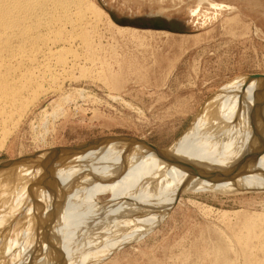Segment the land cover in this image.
I'll list each match as a JSON object with an SVG mask.
<instances>
[{"label": "rangeland", "instance_id": "obj_1", "mask_svg": "<svg viewBox=\"0 0 264 264\" xmlns=\"http://www.w3.org/2000/svg\"><path fill=\"white\" fill-rule=\"evenodd\" d=\"M93 1L107 15L112 12L118 18L160 17L180 23L185 31L173 33L116 25L113 21L111 27L102 17L94 65H88L85 74L75 72V76L64 82L58 95L41 99L13 132L7 146L0 149V164L37 159L35 162L44 161L48 167L49 159L58 150L64 154L84 146L82 150L90 154L102 142L133 140L139 143L134 150L128 149L130 155H142L148 150L157 154L150 163L136 161L138 166L142 161V164H151L152 172L146 177L141 170L130 178L133 190L156 193L167 185L163 193L173 192L182 185L179 174L169 184L166 173L157 174L156 170L160 164L164 165L162 161L168 162L167 165L172 161L185 168L186 162L170 154L180 149V142L194 138L187 136L191 132L196 131L201 138L202 121L198 128L192 126L206 116L205 106L214 100L218 110L227 104L230 106L233 98L223 95L227 88L236 82L264 79V0ZM212 3L224 8H212ZM234 118L228 121L231 128L236 121ZM246 129L243 132H247ZM246 134V141L250 143ZM242 142L232 150L246 143ZM192 149L184 150L185 155ZM160 161L162 163L155 165ZM200 164L188 163L195 171L187 172V180L193 177ZM129 174L132 176V172L126 173ZM110 185H84L79 195L89 197L77 203L75 218L82 222L89 216L106 214L113 204L132 198L130 193L104 192L103 189ZM206 186L192 188L189 184L188 190L175 191V200L167 202L165 208L168 209L162 219L145 225L129 241L110 244L114 246L113 252L109 254L111 251H108L102 261L92 264H218L212 248L215 245L218 246L216 251L222 252L229 264L249 261L245 255L248 246L263 245V250L252 252L250 260H264V189L228 192L218 189L216 193L212 186ZM260 215L263 219L256 218ZM252 216L255 218L253 224L258 225L249 230L251 238L245 239V245L239 237L245 233V219ZM39 234L36 230L32 237L38 238ZM94 251L93 255L97 253Z\"/></svg>", "mask_w": 264, "mask_h": 264}, {"label": "bare ground", "instance_id": "obj_2", "mask_svg": "<svg viewBox=\"0 0 264 264\" xmlns=\"http://www.w3.org/2000/svg\"><path fill=\"white\" fill-rule=\"evenodd\" d=\"M210 5L219 10L224 8L219 4ZM102 17L113 26L109 12L107 15L93 0H0V149L7 146L13 132L42 98L58 95L64 82L75 76V72L84 73L88 65H94ZM262 83L264 79L257 78L251 82H236L227 88L223 95L233 98L230 106L227 104L218 110L215 100L208 103L205 106L207 114L203 109L204 119L200 117L201 120L192 126L196 129L202 121L201 138L196 131L191 132L187 136L194 138L183 140L179 143L180 149L175 146L176 151L170 154L186 162L185 168L170 160L169 165L165 161L162 165L160 161L155 163L160 164L156 166V173H166L169 184L179 174L182 185L175 191L188 190L189 184L192 188L210 185L216 193L218 189L226 192L264 189V117L261 116L264 114V84L263 89L259 87ZM252 109L254 112L250 113ZM232 118L236 121L231 128L228 121ZM243 128L248 131L243 132ZM243 133L252 144L246 141ZM241 141L246 143L239 147L245 150L240 147L233 151ZM138 143L133 140L102 142L90 154L82 150L84 146L64 154L58 150L49 159L48 167L44 161L35 162L37 159L0 164V264H92L102 261L114 248L110 244L129 241L145 225L162 219L168 209L165 208L167 202L175 200V191H164V194L167 185L150 194L133 190L130 178L141 170L147 177L148 172H152L149 163L157 156L149 150L143 156L130 155L128 149L134 150ZM192 147L190 154L185 155ZM141 160L149 163L142 164V161L141 165H135ZM189 162H201V166L187 180V172L195 171ZM106 167H109L107 172L102 174ZM128 171L132 176L126 175ZM225 172L227 175L222 176ZM86 184H111L115 187L110 185L103 189L104 192L130 193L132 198L113 204L106 214L92 215L81 222L75 218L74 208L83 198L89 197L79 195ZM254 219L253 216L245 219V233L239 237L245 245L251 238L248 237L250 231L258 225L253 224ZM36 230L40 234L33 238ZM27 246L30 249H26ZM262 246L245 247L247 264H264V260H250L252 252L263 250ZM212 248L216 263L229 264L223 253L216 251L218 246ZM94 250L97 253L93 255Z\"/></svg>", "mask_w": 264, "mask_h": 264}, {"label": "water", "instance_id": "obj_3", "mask_svg": "<svg viewBox=\"0 0 264 264\" xmlns=\"http://www.w3.org/2000/svg\"><path fill=\"white\" fill-rule=\"evenodd\" d=\"M112 20L118 25H128L132 27L151 28L155 30H168L173 33H183L185 30L183 26L174 21H166L157 17L144 18H118L112 12H109Z\"/></svg>", "mask_w": 264, "mask_h": 264}]
</instances>
